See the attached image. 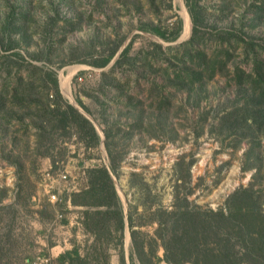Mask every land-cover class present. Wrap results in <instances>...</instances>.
<instances>
[{
    "label": "rangeland",
    "instance_id": "obj_1",
    "mask_svg": "<svg viewBox=\"0 0 264 264\" xmlns=\"http://www.w3.org/2000/svg\"><path fill=\"white\" fill-rule=\"evenodd\" d=\"M198 4L205 17L208 51H216L212 33L218 29H233L255 46L254 50L245 49L244 43L238 47L224 73L203 81L196 94L200 99L196 101L190 97L194 91L175 90L162 77L163 68L172 74L181 67V50L170 48L161 61L147 55L154 45L160 44L161 49L155 48L160 51L190 38L192 23L185 0H0V39L8 17H17L20 22L8 34L16 48L0 51V83L1 69L9 63L5 55L18 51L32 63L56 72L63 97L92 121L100 135L98 145L88 149L75 135L64 138L55 149L52 162L35 153L32 131L29 140L23 136L15 139L16 127H9L11 133L6 136L0 131V192L4 193L0 200L3 205L13 204L10 214H1L0 264H36L37 255L51 249L48 264H59L60 255L74 250L85 255L89 264H101L103 260L119 264L121 248L129 264L132 242L128 227L121 238L111 228L110 234L98 240L84 224L86 211H94V207L72 205V192L62 194L57 203H50L44 193L46 171L66 169L70 182L75 180L80 190L86 188L87 169L108 165L105 141L120 158L119 175L112 178L123 211L127 213L130 207L137 223L147 219L148 211L141 204L147 197L138 189L141 184L148 187L152 198L170 208L177 175L173 167L180 157L185 162L193 160L189 170L193 193L189 199L203 208L218 209L232 191L249 183L256 169L243 170L248 144L235 147L238 134H219L214 127L221 109L232 100L241 99L238 105L244 100L242 95L236 97L238 88L231 80L234 64L248 69L255 55L264 63V49L260 50L264 45V0H199ZM177 17L181 19V30L175 41H165L142 29L154 25L170 28ZM5 41L8 45L7 37ZM130 42L127 54L134 59L129 60L146 65L145 71L136 66H113ZM110 50L116 54L105 67L90 64ZM152 62L153 69L147 66ZM110 68L108 76L112 80L105 81V72ZM86 73L92 76L84 79ZM78 75L82 81L76 80ZM76 95L93 115L77 104ZM163 96L170 101L168 112L156 108L157 100ZM4 122L0 120V124ZM108 127L111 136L105 140L103 131ZM16 154L23 155L19 176L11 163ZM255 163L264 175V149ZM256 187L261 188L264 202V179ZM155 227L145 224L139 229L151 236ZM8 232L9 240L5 237ZM158 255L163 257L162 248ZM134 264H140L136 258ZM158 264L166 263L160 260Z\"/></svg>",
    "mask_w": 264,
    "mask_h": 264
},
{
    "label": "trees",
    "instance_id": "obj_2",
    "mask_svg": "<svg viewBox=\"0 0 264 264\" xmlns=\"http://www.w3.org/2000/svg\"><path fill=\"white\" fill-rule=\"evenodd\" d=\"M198 1L185 0L192 23L190 38L160 51H155V48L161 49V45H154L155 48L147 53L149 59L161 61L165 51L170 48L181 50L179 55L181 67L173 70L172 74L167 71V67L163 68L162 77L166 78L168 85L175 87V90L194 91L190 97L193 96L196 101L200 99L196 94L203 81L224 73L238 47L244 43L245 49L254 50L255 46L251 41L246 42L233 29H218L212 33L215 35L216 51H208L210 48L204 36L207 33L204 29L205 17L201 13L202 8ZM19 24L17 17H8L4 26L5 33L0 39V51L16 48L15 42H12L8 34ZM142 29L165 41H175L180 34L181 19L177 17L170 28L154 25L144 26ZM6 37L8 45H5ZM130 45L131 42L115 59L113 66L125 65L128 69L136 66L145 71L146 65L130 61L134 59L127 54ZM260 48L263 50L264 45ZM115 54V50H110L107 55L90 64L105 67ZM5 57L9 63L1 69L3 79L0 83V120H5L3 125L0 124V131L4 136L11 133L9 131L11 126L16 127L13 129L15 139L23 136L29 140L28 135L32 131L35 153L50 158L52 162L55 161L54 151L60 142L72 135L84 144L85 149L98 145L100 135L95 126L63 97L55 71L32 63L18 51H12V54ZM33 58L38 60L37 56ZM151 64L153 62L147 66L151 68ZM159 69L160 67L156 70ZM111 72L112 68L105 72L107 77L105 76L103 80H112V77L108 76ZM232 73L231 80L238 88L236 97L242 95L244 100L238 105L241 99L235 98L236 102L232 100L230 105L221 109L218 113V123L214 128L219 134L226 131L233 135L238 134L234 146L239 147L244 142L248 144L244 158L247 164L243 170L251 168L256 170L246 186H239L227 196L223 206L218 209L203 208L189 199L193 193L189 171L193 160L185 162L184 158L180 157L173 167L177 175L170 208L163 207L157 199L152 198L148 187L141 184L138 189L142 196L147 193L141 204L147 207L148 211L147 219L137 223L130 207L127 213L123 211L112 178V175L116 177L119 175L120 158L114 153L113 146L106 141L108 165L88 168V186L70 194L72 205L95 208L94 211H86L84 224L87 230L96 234L98 240L110 234L111 228L121 238L125 227H128L132 242L128 256L129 264H134V258L140 264H158L160 260L167 264H264V202L261 188L256 187L262 183L264 175L260 174L261 167L255 163L257 155L264 149V63L255 55L248 69L235 63ZM196 83L199 84L194 88ZM100 89H104V85H100ZM75 100L86 113L93 115L78 95ZM156 108L168 112L169 99L161 97L157 100ZM103 132L105 140L109 139L111 136L109 127ZM63 148L68 150L67 147ZM22 158L23 155L16 154L11 160L18 176L22 170ZM3 195L4 193L0 192V196ZM1 203L0 200V219L3 211L11 213L13 205ZM63 222L66 220L63 219ZM145 224L156 225L151 236L139 229ZM5 237L9 240L10 233H6ZM159 248L163 249V257L158 255ZM118 256L119 264H127L122 248L119 249ZM57 261L59 264H89L87 257L76 250L65 252L64 259L58 257ZM101 264L109 263L103 260Z\"/></svg>",
    "mask_w": 264,
    "mask_h": 264
},
{
    "label": "built area",
    "instance_id": "obj_3",
    "mask_svg": "<svg viewBox=\"0 0 264 264\" xmlns=\"http://www.w3.org/2000/svg\"><path fill=\"white\" fill-rule=\"evenodd\" d=\"M91 76V73H86L83 77L84 79H87ZM83 77L81 75H78L76 77V80L82 81ZM45 176L47 180L44 178V183L46 184V186H44V193L47 195L48 201L50 203L59 202L62 194H70L71 192H77L80 190V187L76 184L75 180H72V182L69 181L70 175L66 169L57 171L56 173H53L52 171H46ZM58 216L62 217V214H59ZM50 252L52 253V249L50 250ZM50 252L48 251V253H41L37 255L35 263L48 264L51 259L49 255Z\"/></svg>",
    "mask_w": 264,
    "mask_h": 264
},
{
    "label": "water",
    "instance_id": "obj_4",
    "mask_svg": "<svg viewBox=\"0 0 264 264\" xmlns=\"http://www.w3.org/2000/svg\"><path fill=\"white\" fill-rule=\"evenodd\" d=\"M72 104V103H71ZM73 105V104H72ZM74 107H76V108H78L76 105H73ZM83 113V112H82ZM84 114V113H83ZM85 115V114H84ZM86 116V115H85ZM87 117V116H86ZM59 258L61 259V260H63L64 259V256H62V255H60L59 256Z\"/></svg>",
    "mask_w": 264,
    "mask_h": 264
},
{
    "label": "bare ground",
    "instance_id": "obj_5",
    "mask_svg": "<svg viewBox=\"0 0 264 264\" xmlns=\"http://www.w3.org/2000/svg\"><path fill=\"white\" fill-rule=\"evenodd\" d=\"M186 17H187V15H186ZM186 17H185V19H186ZM189 27V23H188V19L186 20V30H187V28ZM187 32V31H186Z\"/></svg>",
    "mask_w": 264,
    "mask_h": 264
},
{
    "label": "crops",
    "instance_id": "obj_6",
    "mask_svg": "<svg viewBox=\"0 0 264 264\" xmlns=\"http://www.w3.org/2000/svg\"><path fill=\"white\" fill-rule=\"evenodd\" d=\"M166 263V262H165ZM167 264V263H166Z\"/></svg>",
    "mask_w": 264,
    "mask_h": 264
}]
</instances>
